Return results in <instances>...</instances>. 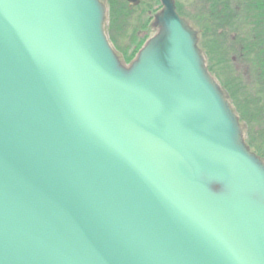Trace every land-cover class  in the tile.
I'll return each instance as SVG.
<instances>
[{
  "label": "water",
  "instance_id": "water-1",
  "mask_svg": "<svg viewBox=\"0 0 264 264\" xmlns=\"http://www.w3.org/2000/svg\"><path fill=\"white\" fill-rule=\"evenodd\" d=\"M160 2L125 66L97 0H0V264H264V161Z\"/></svg>",
  "mask_w": 264,
  "mask_h": 264
},
{
  "label": "trees",
  "instance_id": "trees-1",
  "mask_svg": "<svg viewBox=\"0 0 264 264\" xmlns=\"http://www.w3.org/2000/svg\"><path fill=\"white\" fill-rule=\"evenodd\" d=\"M195 2L190 11L176 0L177 12L195 27L210 71L217 75L239 115L247 143L264 159V0ZM118 5L110 14V23L117 30H127L133 9L126 3ZM133 29L136 36L137 28ZM141 43L138 40L137 46ZM233 54L238 64L233 63Z\"/></svg>",
  "mask_w": 264,
  "mask_h": 264
},
{
  "label": "rangeland",
  "instance_id": "rangeland-1",
  "mask_svg": "<svg viewBox=\"0 0 264 264\" xmlns=\"http://www.w3.org/2000/svg\"><path fill=\"white\" fill-rule=\"evenodd\" d=\"M98 3L100 4L102 11H103V29L105 30L104 33L106 32L107 35L105 34L106 38L108 36V38L110 39V36H112L113 40V44L111 45V43L108 41V43L110 44L111 48L115 49V53L117 55V57L121 60L125 59L127 62L130 61L133 58V47L136 46L135 41V34L133 32V28H137V33L138 37L140 36H144L145 34H147L150 37L153 34V30L149 29V24L151 22V19L149 20V16H153L154 12L153 10L157 11L158 10V5L156 0H143V2L138 6L135 7V9L133 10V15L131 20L128 22V27L127 30H123V29H118L116 28V26L114 24H111V19H110V14L113 10V8L118 7V3L121 2H126L125 0H97ZM180 3L183 4L185 10L190 9L194 6V4L196 3L195 0H179ZM191 27H193L195 29V27L193 26V24L191 22H189ZM148 26L147 30H145L144 32L146 33H141L140 31L142 30L143 27ZM133 29V30H132ZM108 40V39H107ZM111 41V40H110ZM140 47V45L137 47V49ZM198 47L201 48V45L199 44ZM206 61L205 66L207 68L210 69L209 67V60H208V56L205 52L206 49H199ZM231 58L233 60V63L238 64L236 62L237 57L235 56V54L231 55ZM122 63V62H121ZM212 73V76L215 77V79L218 80V82L220 83L219 79L216 77L217 75L213 72L210 71ZM245 131V129H244ZM245 138H246V142H247V137L245 134ZM248 146L250 147L249 143H247ZM250 149L252 151H254L251 147ZM255 152V151H254Z\"/></svg>",
  "mask_w": 264,
  "mask_h": 264
}]
</instances>
